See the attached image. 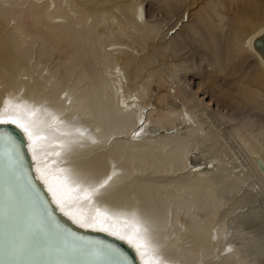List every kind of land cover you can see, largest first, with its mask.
I'll return each mask as SVG.
<instances>
[{"label":"bare ground","instance_id":"obj_1","mask_svg":"<svg viewBox=\"0 0 264 264\" xmlns=\"http://www.w3.org/2000/svg\"><path fill=\"white\" fill-rule=\"evenodd\" d=\"M157 1L174 15L185 2L181 17L196 15L175 39L179 50L196 39L211 62L221 63L216 64L219 71L228 66L227 74L233 75L232 68L234 72L238 67L244 70L237 87L252 102L259 99L254 105L261 121L264 0ZM229 8L234 17L223 36ZM158 30L146 21L145 8L136 0H0V114L7 110L33 122L47 137L38 142L46 147L38 148L33 160L20 129L12 124H0V128L12 127L33 182L66 229L89 237L106 235L125 246L133 264H139L137 253L126 241L73 224L37 178V166L50 175H66L73 186L81 188L95 187L112 176L103 195L94 196L91 204L80 201L70 206L89 218L100 208L121 218V223L138 220L164 264H237L239 240L227 236L223 222L215 224L223 204L220 193L224 190H218L227 185L236 190L247 184L249 191L256 186L264 193L263 175L256 170L264 174V121L257 125L252 115L243 117L246 112L240 111L242 118L238 113L231 138H238L246 162L228 161V168V163H218L214 156L192 160L197 142L214 145L221 142L222 132L213 124L217 113L213 112L215 117L209 106H197L175 86L172 61L164 69L151 66L154 59L167 58L173 44L166 39L153 42ZM139 51L143 53L138 55ZM249 57L255 64L244 69ZM16 105L21 106L19 113L14 110ZM28 112L34 115L29 117ZM53 117L63 121L57 124L59 131L51 127ZM219 117L217 123L224 121L225 116L223 120ZM76 128L87 130L98 143L84 139L62 149L60 142L72 137L61 132ZM57 151L59 156L54 154Z\"/></svg>","mask_w":264,"mask_h":264},{"label":"snow or ice","instance_id":"obj_2","mask_svg":"<svg viewBox=\"0 0 264 264\" xmlns=\"http://www.w3.org/2000/svg\"><path fill=\"white\" fill-rule=\"evenodd\" d=\"M8 108H13V106L9 104ZM20 108L19 105L14 106L17 113H19ZM32 115H34L33 112H28L29 117ZM52 121L51 127L59 131L57 124H63V121H57L56 117H53ZM0 124L15 125L24 133L33 160L37 158V149L46 147L38 142L45 141L47 137L43 132H38L35 124L30 120H24L18 114L13 115L6 110L0 114ZM61 135L72 137L71 141L60 142L62 149L66 148L68 143H76L84 139L90 140L93 144L98 143L97 140L87 135L85 129L76 128L72 131H63ZM0 141L4 142V152L10 162L11 173L4 189L2 202H0V222L6 229V244L3 252L8 256V260L5 261V264H132L123 252L112 245L100 248L97 242L84 241L72 234L70 230H67L68 235L60 234L59 225L54 226L57 233L61 235L59 243L55 246L47 243L45 238L50 229L45 226L39 214L32 212L26 214L27 231L21 238L22 209L19 207L16 183L23 171V157L18 144L9 133H0ZM54 154L59 156L60 151ZM35 170L39 174L37 178L44 182L48 192L51 193L53 203L73 224L85 229L106 232L126 241L137 253L139 264H164V261L155 254L147 242L144 235L146 229L138 220L128 221L125 219L121 223V218L114 217L100 208H95L94 213L89 218L82 210L73 209L70 206L72 202L80 201H87L88 204H91L94 196L103 195V190L109 185L112 176H108L95 187L81 188L78 184L73 186L66 175H50L39 166ZM58 171L64 172L65 170L59 169Z\"/></svg>","mask_w":264,"mask_h":264},{"label":"rangeland","instance_id":"obj_3","mask_svg":"<svg viewBox=\"0 0 264 264\" xmlns=\"http://www.w3.org/2000/svg\"><path fill=\"white\" fill-rule=\"evenodd\" d=\"M136 1L141 2L143 4L145 8L146 21L150 24H154L156 28L159 29L156 36H154L153 42H161L162 40L166 39L169 43L171 42L173 43L171 44L172 46L170 45L171 51L169 48L170 53L168 54L167 58L165 57V59L163 60L154 59L151 63V66L164 69V64L166 62L172 61L171 63L174 64L175 67L174 69H176L175 70L176 75L174 77L175 79H173L175 81L174 82L175 86L177 85L178 87L182 88L186 93H188V95H190V98L193 100L194 103L197 104V106L200 105L202 107L203 105V108L205 105H206L205 107L209 106L208 109L212 110L210 114H212L213 112L215 114L217 113L216 115L217 118L220 115L221 119L225 116L224 117L225 123L220 119H219L220 122L217 123L218 121L217 118L214 119L215 120L213 123L214 126L218 125L215 129L218 128L217 130L220 133L222 132L226 136H229L230 138L231 136L233 137L234 132H232V128L239 120L240 114L238 113L240 111L241 112L244 111L243 113L246 112V115L244 114L245 116H243V113L240 112L242 114L241 117L242 116L248 117L252 115L255 122L257 121L258 123L257 125H259L260 122L262 123V121H264V118L261 119V121L259 120L260 118H258V116L259 115L261 116V113H259L260 110L256 111L259 108L256 109L257 106L254 105L255 103L259 102V99L257 98L256 100L257 102H252L253 99L251 97L249 98L250 95L243 93L244 91L241 90V88L237 87V81L241 79V76H243L242 74L244 71L243 69L239 70L238 67L237 68L238 70L234 72V69L232 68L230 71L231 73H233V75L226 73V71L229 69V66L227 67L226 70L223 69L222 71H219V68L216 67L221 63L217 64L211 62V60H209L210 59L209 54L207 53L204 54L203 52L200 51L199 48L200 41L198 42V40L196 39L195 41L193 39L191 41L192 43L189 42L191 44H188L189 45L188 47L185 46L186 48L185 47L183 49L180 48L182 50H179L178 49L179 46L175 45L176 44L175 39L177 38L178 33H182L183 28L188 26L190 23H192L194 17L196 16V15L195 16L191 15V17H189L188 19H185V17H181L182 13L184 12L182 6L185 4V2L181 3L180 8L176 9L178 13L174 15L173 13H170V11H167V9L165 10L164 8H162L161 3L158 2L157 0H136ZM195 5L196 4L192 6L196 7ZM198 6H200V4ZM262 9H264V7ZM222 11L225 12V9H222ZM192 14H194L193 11ZM232 16L234 17V15L231 14V9L229 8V10H226L223 36L227 35V29L230 28L229 26L232 25L231 22V20H233ZM182 19L184 21H182ZM11 24L14 23L11 22ZM185 31L183 33H185ZM142 51H145V49ZM142 53L143 52L139 51L137 54L139 55ZM247 63L249 66L246 65ZM226 64H228V62H226L224 65ZM244 64L242 65L244 69H250V67H253V64H255L254 59L249 57ZM224 65L222 64V66ZM220 69H222V67ZM262 97H260L262 98L260 99V101H262L261 103L264 104V100H263L264 96ZM247 102H249V104ZM209 110L208 112L211 111ZM214 113L213 115L215 116ZM235 114L238 115L236 116ZM226 117L227 118L231 117V119L235 118L233 119L235 121H232V123H230L231 119L229 118L228 119L229 122H228V120H226L227 119ZM262 124L264 125V122ZM163 133H165V131L158 132L154 136L158 137L160 134ZM222 133L220 134L221 136L219 139L221 140V142L219 141L220 143L217 142L214 145H209L208 143L204 144L202 142H197L196 144L197 146H195L196 148H194L191 152V159L194 161H198V160L203 161L205 160L206 157L209 158L214 156L218 160V163L222 162L223 165L228 163L226 165V167L228 168L231 163L232 164L234 163L233 160H235V162L237 163L241 160V162L243 163V160L247 159V157L245 156L244 152H240L242 149L239 147L240 146V144H238L239 142L236 141L237 137L235 136L236 137L235 140L234 138L230 139L229 137L227 139V137L224 136ZM231 133H233V135H231ZM168 138H170V136H168ZM235 141L237 142L238 145L236 144ZM212 146L215 149H213ZM238 148L240 149L237 151ZM204 154L207 156H205ZM242 156L245 158L243 159ZM234 157L238 161L234 159ZM228 161H230L231 163ZM251 161L253 162L252 158ZM244 162H246V160H244ZM254 166H255V162H254ZM255 167H257V165ZM257 169H259L258 171L260 172V176L263 175L261 177L264 180V174L262 170H260V168L258 167L256 168V170ZM232 174L234 173L232 172L231 175ZM246 185L241 186L236 190H234V186L227 185L225 187H222V190H218V191L224 190L221 193L219 192L223 197V201H222L223 204L220 208V210H222L220 211L221 213L218 211L220 214L218 216L216 215L215 224L218 226L219 223L223 222L224 227L226 226L225 228H227V236L228 237L233 236L232 238H234L235 236L236 239L239 240L238 242L239 252H240L239 257L241 256V258L240 260L239 258H237L238 260V262H236L237 264L238 263L264 264V196H263L264 193L260 194L256 186L254 187V189H251L250 187V191H251L250 192L248 189L249 187H247ZM172 187L174 186L171 185V188ZM178 189L179 188L175 187V190ZM224 212H226L225 213L226 215L224 214V216H222L223 215L222 213ZM215 224L214 227L216 226Z\"/></svg>","mask_w":264,"mask_h":264},{"label":"water","instance_id":"obj_4","mask_svg":"<svg viewBox=\"0 0 264 264\" xmlns=\"http://www.w3.org/2000/svg\"><path fill=\"white\" fill-rule=\"evenodd\" d=\"M4 132L9 133L17 143L12 127L0 128V133ZM19 151L23 157V171L20 175L19 180L16 183V190L19 194V207L22 209V218L20 220L21 238H23V234L27 231V224L25 223L26 214L28 212H32L39 214L45 226L50 229L45 239L47 243L55 246L57 243H59L61 235L57 233L54 226L59 225V233L62 235H68V229L61 226L55 219L51 211L50 205L46 201L40 189L36 187L32 177L30 176L29 169L26 166V158L20 146ZM10 175V162L4 152V142L0 141V202H2L4 189L10 179ZM5 232L6 229L4 228L3 223L0 222V264H5V261L8 260V256L5 255L3 252V248L6 244ZM71 233L78 238H82L84 241L97 242L98 247L100 248H103L107 245H112L116 249H119L121 252H123L133 264L132 258L127 253L125 246L114 240H111L106 235L89 237L82 234H78L73 231H71Z\"/></svg>","mask_w":264,"mask_h":264}]
</instances>
